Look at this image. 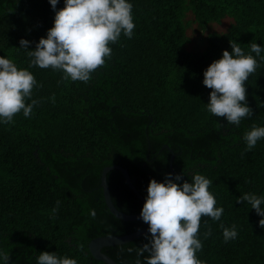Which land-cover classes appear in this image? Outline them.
I'll return each instance as SVG.
<instances>
[{
  "label": "trees",
  "instance_id": "trees-1",
  "mask_svg": "<svg viewBox=\"0 0 264 264\" xmlns=\"http://www.w3.org/2000/svg\"><path fill=\"white\" fill-rule=\"evenodd\" d=\"M135 28L109 44L110 58L88 81L63 79V71L31 65L20 38L34 48L54 22L49 0H0V55L27 68L34 86L32 114L16 113L0 123V247L10 251L12 264H37L40 251L73 257L78 264H106L93 258L88 242L100 235H123L148 227L142 219L124 221L107 208L100 185L104 166L126 168L145 198L150 178L170 173L191 180L182 169H194L212 183L219 220L202 216L196 252L204 264H264V228L245 192L264 195V138L245 151L244 134L264 126V60L244 82L253 114L229 125L210 113V88L204 69L231 51L230 41L245 54L253 42L264 47V0H131ZM64 6L59 0L57 8ZM200 26L231 17L225 33H212L200 54L185 49V14ZM264 55V52L261 53ZM55 96V100L51 99ZM243 153V155H242ZM174 178V176L172 177ZM115 207L141 211L143 200L122 173L106 174ZM60 200L59 211L51 209ZM95 209V216L89 210ZM236 225L238 236L227 242L223 228ZM211 234L205 236L208 229ZM145 235L102 251L118 264H137V247ZM145 256L147 253L144 254Z\"/></svg>",
  "mask_w": 264,
  "mask_h": 264
},
{
  "label": "clouds",
  "instance_id": "clouds-1",
  "mask_svg": "<svg viewBox=\"0 0 264 264\" xmlns=\"http://www.w3.org/2000/svg\"><path fill=\"white\" fill-rule=\"evenodd\" d=\"M49 2L55 15L46 36H41L34 48L29 47L31 41L22 37L18 48L28 50L31 65L62 70L63 79L88 81L105 63V58H110V42H117L122 33L129 38L133 36L131 0H64L60 8H57L59 0ZM230 45L231 51L224 49L222 56L204 69L202 82L211 89L206 103L208 111L224 117L229 125L238 126L242 118L253 114L244 82L258 66L256 56L264 60L261 55L264 47L253 42L251 51L245 54L239 43L230 41ZM34 86L40 85L31 71L18 68L13 60L0 55V123L11 122L21 110L25 117L32 114L37 101L26 103V99L32 97ZM51 99L54 102V94ZM260 138H264V126H253L243 137L245 151L254 148ZM182 172L190 174L191 180L183 179L181 173H167L163 181L149 180L140 211V217L148 225L144 234L147 242L137 247L138 255L143 257V261L137 259V264H204L196 255L203 246L197 237L201 217L219 220L224 209L215 206L209 178L194 169L184 168ZM236 200L249 203L264 228V195L245 192ZM60 204L57 200L52 215L58 213ZM89 215L95 216V209H90ZM210 234L209 228L205 236ZM237 236L235 224L223 228L226 242ZM36 260L37 264H78L73 257L46 250L40 251ZM0 264H12L10 251L4 247H0Z\"/></svg>",
  "mask_w": 264,
  "mask_h": 264
},
{
  "label": "water",
  "instance_id": "water-1",
  "mask_svg": "<svg viewBox=\"0 0 264 264\" xmlns=\"http://www.w3.org/2000/svg\"><path fill=\"white\" fill-rule=\"evenodd\" d=\"M173 156L174 155L171 154L170 159H169L170 173H173V169H172ZM112 169H118L122 173L129 188L136 194V196L140 200L145 201V198L136 190V188L132 184L129 173L126 168H123L122 166L117 165V164L107 165L102 168L101 175H100V185L102 187L103 197H104V201H105L107 208L115 217L121 220H124V221L142 219L140 217V212L128 214V213L118 210L113 204L111 200V196H110L109 186H108L107 179H106V174ZM158 181H163V180H158ZM147 232H148V227L142 228V229H139L134 232L127 233V234H123V235H100V236L92 238L88 242V250L93 256V258H95L96 260L103 261L106 264H118L110 256L104 253L102 251V248L106 246H113V245L127 243L139 236L144 235Z\"/></svg>",
  "mask_w": 264,
  "mask_h": 264
},
{
  "label": "rangeland",
  "instance_id": "rangeland-1",
  "mask_svg": "<svg viewBox=\"0 0 264 264\" xmlns=\"http://www.w3.org/2000/svg\"><path fill=\"white\" fill-rule=\"evenodd\" d=\"M234 20L231 17H223L218 22H211L200 26L194 19L191 11L184 17L185 24V49L190 53L200 54L208 46V38L212 33H225L229 30Z\"/></svg>",
  "mask_w": 264,
  "mask_h": 264
}]
</instances>
